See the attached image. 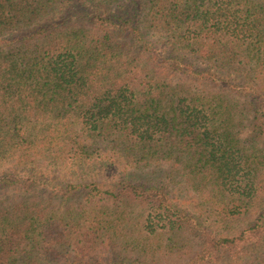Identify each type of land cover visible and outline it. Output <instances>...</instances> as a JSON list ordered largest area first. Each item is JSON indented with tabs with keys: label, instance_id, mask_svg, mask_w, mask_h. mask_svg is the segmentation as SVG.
<instances>
[{
	"label": "trees",
	"instance_id": "16d2710c",
	"mask_svg": "<svg viewBox=\"0 0 264 264\" xmlns=\"http://www.w3.org/2000/svg\"><path fill=\"white\" fill-rule=\"evenodd\" d=\"M3 163L0 264H264V0H0Z\"/></svg>",
	"mask_w": 264,
	"mask_h": 264
},
{
	"label": "rangeland",
	"instance_id": "374dc122",
	"mask_svg": "<svg viewBox=\"0 0 264 264\" xmlns=\"http://www.w3.org/2000/svg\"><path fill=\"white\" fill-rule=\"evenodd\" d=\"M97 5H94V7ZM93 5L90 6V10H92ZM101 7V5H100ZM107 8V7H106ZM113 10H117L116 7H113ZM157 49L160 52V48L158 46H156ZM190 58V57H188ZM190 61H192L195 65V67L198 66H204L202 61L200 59H196V58H191ZM11 164H0V174H4L8 171V169L11 167ZM37 169L36 171H42V175H50V178L56 182V183H71V184H79V182L83 181V182H96L98 184H106V181H110L113 183V181H116L118 174H121V167H106V168H99L93 172V173H89L88 171H82L78 168H72L69 165L66 164H59L58 166H53V168L48 167V160L47 159H41L40 161H38L37 164ZM150 173L152 174V171L149 169L146 170H140V171H135L132 170L131 174L133 175V177H137L139 176L140 179H142V181L144 180H148V179H152V175H150ZM149 177V178H148ZM156 177V176H155ZM154 179V178H153ZM161 180V179H160ZM81 182V183H83ZM85 184V183H83ZM172 189V201H174V203L178 206L181 207L182 209H186L187 211H194L193 210V206L191 203V196L190 195H183V194H179L178 190H177V186H171L170 187ZM4 192H1L0 195L3 196V198L6 201L11 202L12 198H13V194L11 192H6L5 194H3ZM195 196V195H192ZM196 197V196H195ZM261 211H264V190L261 193V197L259 198V202L258 204L255 206V208L253 209L252 213L250 214L249 217H247L246 219L237 221L235 223V225L233 226L234 228L232 229V231L234 229L240 230L243 228H246L247 226H249V224H251L252 222H254L257 217L259 216V213ZM225 227H221L219 229L220 232L224 233ZM229 231V230H228ZM102 257H104L105 259H107L108 254L105 256L103 255ZM223 258V259H221ZM218 261H230V257H227L226 255H222V257L220 258H215L212 261H210L209 264H220Z\"/></svg>",
	"mask_w": 264,
	"mask_h": 264
}]
</instances>
